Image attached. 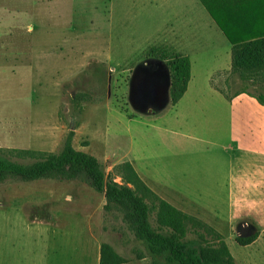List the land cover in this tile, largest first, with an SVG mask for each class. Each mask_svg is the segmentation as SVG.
<instances>
[{
  "label": "rangeland",
  "instance_id": "374dc122",
  "mask_svg": "<svg viewBox=\"0 0 264 264\" xmlns=\"http://www.w3.org/2000/svg\"><path fill=\"white\" fill-rule=\"evenodd\" d=\"M15 2L32 30L8 32L0 48L27 49L20 59L33 58V71L13 75L0 67V158L24 166L76 153L93 158L104 180L97 190L85 173L28 179L0 169V264H98L101 243L127 259L124 264H166L149 252L126 207L105 195L108 182L134 188L117 169L134 156L155 197L209 230L189 226L192 242L181 244L183 254L191 250L204 264H264V200L233 190L229 173L237 164L225 151L232 143L223 102L207 103L198 79L176 112L166 106L168 98H143L152 90L161 94L163 81L143 79L147 73L137 65L165 64L150 52L160 47L164 26L162 37L170 38L178 23L207 15L203 8L174 0H0V7ZM192 27L200 36L210 32L198 21ZM191 58L198 73L210 56ZM219 76L211 84L225 96L240 84L264 95V67ZM144 203L149 227L169 232L158 226L157 202L147 197Z\"/></svg>",
  "mask_w": 264,
  "mask_h": 264
},
{
  "label": "trees",
  "instance_id": "16d2710c",
  "mask_svg": "<svg viewBox=\"0 0 264 264\" xmlns=\"http://www.w3.org/2000/svg\"><path fill=\"white\" fill-rule=\"evenodd\" d=\"M203 7L214 20L218 28L231 45L230 72H252L264 67V0H201ZM152 57L164 61L169 70V99L174 105L184 94L190 76L188 57L171 52L167 48L152 47ZM149 52V53H150ZM159 52V53H157ZM242 91L256 99L264 106V95H254ZM65 166L67 167L65 169ZM0 169L10 170L20 177L37 179L49 174L75 177L80 173L88 175L97 190L102 189L103 173L97 162L85 155L66 152L57 158L49 157L42 163L18 165L8 163L0 158ZM118 171H123L122 180L134 186L133 189L118 186L108 182L105 189L107 201H118L126 207L137 222L138 230L147 242L149 252L156 257H162L166 264H204L201 257L187 250L181 252L182 243L192 241L186 239L187 229L193 224L203 225L196 219L177 210L154 193L144 184L129 162L120 164ZM120 173V172H119ZM125 175V176H124ZM140 194L138 196L137 194ZM152 197L157 210L156 220L160 229H167L166 234L149 227V210L144 200ZM205 231H209L205 228ZM199 243H205L202 234L195 232ZM215 236H219L215 233ZM195 242V241H193ZM220 249L227 254L226 248L220 242ZM169 255H164L165 253ZM139 258V255H136ZM127 262L108 243H101L98 264H124Z\"/></svg>",
  "mask_w": 264,
  "mask_h": 264
},
{
  "label": "crops",
  "instance_id": "0c3cea01",
  "mask_svg": "<svg viewBox=\"0 0 264 264\" xmlns=\"http://www.w3.org/2000/svg\"><path fill=\"white\" fill-rule=\"evenodd\" d=\"M62 1L63 0H59V3ZM160 1L163 4L169 0ZM174 1L184 3L190 7L195 6L198 8V6H201L207 13V15H205L206 17L203 15L192 16L185 23H181V25L178 23L174 31L175 35L170 38L162 37V35L167 33V25H165L158 40L159 48H167L173 53L188 57L190 62V76L186 90L181 98L174 105H171L169 99L170 74L167 66L161 62L144 63L145 65H137L138 68L141 66L147 73L143 79L158 82L162 80L163 92L160 94L159 90H152L149 93L145 92V96H142L144 99L151 98L152 102L157 101V95L160 98H168L166 106L169 104V107L175 108L176 112L183 102H189V93L193 87L195 88L197 79L198 81L201 80L204 85V90L207 92L205 97L202 98H206V102L208 98L211 99L210 101L216 100L218 103L223 102L224 106L227 108L230 132L229 141L232 143V146L225 149V151L230 155L229 159L231 161L236 160L235 164H237L238 167V169L236 167L233 176L229 173L230 181L235 185L233 189L235 190V194L244 193V190H248L247 192L255 194L256 200H264V106L260 105L255 98L244 93L242 89L235 91L230 96H225L215 89L211 84L212 80L216 78L221 79L222 76L220 77V74H226L227 76L230 72L231 45L199 0ZM15 3L16 4L11 7L6 6V4L0 7V39H2L1 37H10L7 35L8 32L23 31L22 27L25 26L27 27V32L32 30V25L25 21V19H22L23 16H26V12L20 11V9H18V2ZM193 18L196 19V21H192ZM197 21L200 22V25H202L206 31L210 32H203L200 36L192 27ZM213 28H218L221 35H218ZM219 36H223L224 39ZM210 46L212 47L209 48ZM217 47H220V51L216 52ZM23 50L26 51L27 49L21 48L18 50V45L15 46V49L11 47L0 48V67H10V70L5 68L6 70L4 71H9L13 75L15 73L18 74L17 71L22 73H30L33 71V67H30L29 64L33 62V58L31 59L30 57L27 60L20 59ZM198 54H200V56H210V58L202 64L200 71L198 70L197 73V71L195 72L194 62L191 57ZM17 67H19V70ZM238 88H243V86L241 87L240 84ZM194 102L205 103V100L195 98ZM166 106L164 108H166ZM162 110L158 111L156 114L161 113ZM174 117L177 118L176 115H174ZM129 150L135 155L137 154L134 152L133 146L129 147ZM136 158L138 157L134 156L129 163L140 177L141 174L138 172L139 168L141 169V167L144 166L140 165ZM260 205L264 206L262 203H260ZM256 206L259 205L256 204ZM262 213H264V211H262Z\"/></svg>",
  "mask_w": 264,
  "mask_h": 264
},
{
  "label": "clouds",
  "instance_id": "9594fccd",
  "mask_svg": "<svg viewBox=\"0 0 264 264\" xmlns=\"http://www.w3.org/2000/svg\"><path fill=\"white\" fill-rule=\"evenodd\" d=\"M69 199H70V198H69ZM244 227H247V224H245Z\"/></svg>",
  "mask_w": 264,
  "mask_h": 264
}]
</instances>
